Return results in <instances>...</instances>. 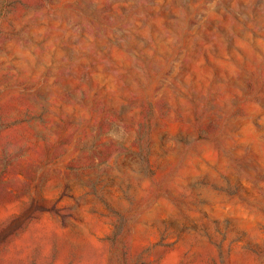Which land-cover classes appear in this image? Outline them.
<instances>
[{
    "label": "rangeland",
    "instance_id": "rangeland-1",
    "mask_svg": "<svg viewBox=\"0 0 264 264\" xmlns=\"http://www.w3.org/2000/svg\"><path fill=\"white\" fill-rule=\"evenodd\" d=\"M0 264H264V0H0Z\"/></svg>",
    "mask_w": 264,
    "mask_h": 264
}]
</instances>
